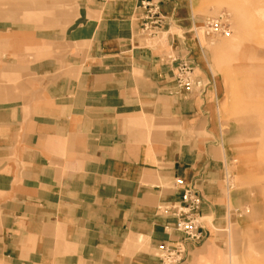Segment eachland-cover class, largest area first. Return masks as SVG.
Masks as SVG:
<instances>
[{"label": "crops", "instance_id": "crops-1", "mask_svg": "<svg viewBox=\"0 0 264 264\" xmlns=\"http://www.w3.org/2000/svg\"><path fill=\"white\" fill-rule=\"evenodd\" d=\"M67 1L63 26L40 36L57 55L20 62L41 82L33 104L0 102V264H162V243L197 264L237 208L211 124L216 85L177 88L185 0ZM142 2L163 18L151 36ZM163 33L169 53L152 43ZM186 188L201 200L198 243L162 211Z\"/></svg>", "mask_w": 264, "mask_h": 264}, {"label": "rangeland", "instance_id": "rangeland-1", "mask_svg": "<svg viewBox=\"0 0 264 264\" xmlns=\"http://www.w3.org/2000/svg\"><path fill=\"white\" fill-rule=\"evenodd\" d=\"M183 4L190 29L171 31L188 40L184 58L192 67L191 90L207 85L199 78L216 85L211 124L226 149L225 182L237 208L235 222L201 247L206 253L197 264H264V0ZM72 10L67 0H0V102L22 104L24 110L33 104L41 82L30 64L20 62L39 60L41 52L57 55L59 44L40 36L63 26ZM162 35L152 43L169 53ZM10 58L20 64H7Z\"/></svg>", "mask_w": 264, "mask_h": 264}, {"label": "built area", "instance_id": "built-area-1", "mask_svg": "<svg viewBox=\"0 0 264 264\" xmlns=\"http://www.w3.org/2000/svg\"><path fill=\"white\" fill-rule=\"evenodd\" d=\"M144 12L141 17V29L146 36L154 34L162 24V16L158 6L151 2H142L140 6ZM217 29L223 33L228 32V26L223 23L215 24ZM218 25V26H217ZM191 64L187 59H181L177 66V88L191 90ZM182 184V180H177ZM201 206L200 198L189 188L184 189L182 199L178 203L165 205L162 211L171 214L176 218L174 229L183 235V239L189 242L198 243L204 238L202 217L199 213ZM161 253L162 264H183L186 259L185 250L182 246H168L164 243L158 246Z\"/></svg>", "mask_w": 264, "mask_h": 264}]
</instances>
